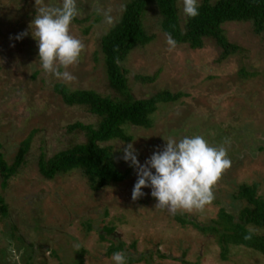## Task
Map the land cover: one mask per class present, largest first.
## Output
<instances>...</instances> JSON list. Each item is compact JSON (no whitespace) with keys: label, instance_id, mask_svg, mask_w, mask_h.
I'll list each match as a JSON object with an SVG mask.
<instances>
[{"label":"rangeland","instance_id":"374dc122","mask_svg":"<svg viewBox=\"0 0 264 264\" xmlns=\"http://www.w3.org/2000/svg\"><path fill=\"white\" fill-rule=\"evenodd\" d=\"M125 1L76 0L79 22H72L69 30L84 47L76 64L60 68L75 77L67 82L40 67L29 28L39 8L60 6L62 0H0V152L5 160L12 163L21 143L33 135L25 164L5 187L0 179V195L7 205V215L0 212V264H30L23 249L28 245L33 264H77L80 258L83 264H114L112 255L106 256L109 240L125 244L122 252L128 264H264L261 252L244 246L231 245L223 255L218 233H203L174 219L181 214L209 225L223 209L237 221L246 205L237 197L242 185L257 183L264 199V33L255 34L251 21L224 24L228 39L242 51L219 60L221 49L210 39L200 49L176 44L170 50L160 14L150 7L145 27L154 39L136 47L123 65L130 92L136 99H147L169 90L183 93L182 98L160 105L151 128L126 127L132 141L104 144L126 174L122 182L94 192L78 170L53 180L40 174L41 154L48 159L85 141L83 133L68 130L70 125L99 121L84 107L63 103L55 85L113 94L100 41L120 18ZM182 9L179 0L184 15ZM105 12L112 23L106 22ZM22 33L29 34L17 40ZM138 76L155 78L141 81ZM193 135L226 147L231 160L212 187L214 199L202 209L176 213L155 207L149 188L133 201L136 169L123 159L124 148L131 144L143 165L154 151L163 150L165 140ZM105 227L115 228V233L108 235ZM247 228L264 236V229ZM58 253L60 259L54 256Z\"/></svg>","mask_w":264,"mask_h":264},{"label":"trees","instance_id":"16d2710c","mask_svg":"<svg viewBox=\"0 0 264 264\" xmlns=\"http://www.w3.org/2000/svg\"><path fill=\"white\" fill-rule=\"evenodd\" d=\"M152 6L160 14L161 30L165 34L170 33L176 44H187L192 49H200L205 40H213L221 49L219 60L242 51L239 45L228 39L223 29L224 24L251 21L255 34L264 33V0H202L199 3V15L195 18H188L180 12L179 0H126L120 18L100 41L99 52L102 54L108 84L113 94L103 95L94 89H70L64 83H58L54 87L63 103L68 106H82L99 121L96 125L81 122L70 125L68 130L83 133L85 141L59 151L48 159L43 154L40 155L39 172L45 179L53 180L58 175L78 170L94 192L122 182L126 174L116 166L111 147L104 144L114 140L132 141L126 127L151 128L153 115L160 105L177 102L182 98L183 93H172L169 90L160 91L147 99H136L130 92L128 71L123 65L136 47L147 45L154 39L145 27V16ZM99 19L98 16L96 20ZM72 22L79 21L76 17ZM90 27L86 32H89ZM138 77L141 81H152L155 78ZM32 136L21 143L12 163H8L0 152L2 187L25 164ZM258 188L257 183L240 186L237 197L246 205L241 209L237 221L236 217L223 209L209 225H200L181 214H175L174 219L182 226L190 225L203 233H218L223 255L228 254L231 245L251 248L264 255V236H258L247 228L251 225L264 229V199L258 195ZM0 212L3 217L7 215V205L1 195ZM103 230L108 235L115 233L113 227H105ZM249 235L251 239H245ZM101 240L107 238L101 235ZM109 242L106 256L123 251V242ZM29 248L32 249L31 245L23 247L29 263L33 264L34 254ZM59 255L54 254L60 259ZM129 260L132 262L135 259ZM77 264H83V259L80 258Z\"/></svg>","mask_w":264,"mask_h":264},{"label":"clouds","instance_id":"9594fccd","mask_svg":"<svg viewBox=\"0 0 264 264\" xmlns=\"http://www.w3.org/2000/svg\"><path fill=\"white\" fill-rule=\"evenodd\" d=\"M183 13L188 18L199 15V0H182ZM79 14L76 0H62L60 6L41 7L32 19L29 28L37 42L40 67L58 79L71 82L75 77L63 67L76 64L83 50L80 39L70 34V24ZM106 22L112 23L109 12L104 13ZM22 33L16 37L21 39ZM169 49L176 46L172 35L166 34ZM162 151H154L141 165L131 144L124 148L123 159L136 169L137 180L131 193L133 201L143 197L144 188L157 203L155 207L172 213L202 209L213 199L212 187L222 172L231 166L227 148L214 147L202 135L183 136L179 140H165ZM245 239H251V235ZM79 249V245H76ZM114 264H128L123 252L113 253Z\"/></svg>","mask_w":264,"mask_h":264},{"label":"bare ground","instance_id":"6f19581e","mask_svg":"<svg viewBox=\"0 0 264 264\" xmlns=\"http://www.w3.org/2000/svg\"><path fill=\"white\" fill-rule=\"evenodd\" d=\"M242 188V187H241ZM213 231V230H212Z\"/></svg>","mask_w":264,"mask_h":264}]
</instances>
